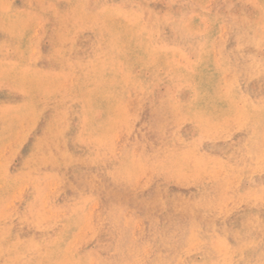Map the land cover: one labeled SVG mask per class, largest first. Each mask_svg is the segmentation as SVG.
<instances>
[{
    "label": "rangeland",
    "instance_id": "1",
    "mask_svg": "<svg viewBox=\"0 0 264 264\" xmlns=\"http://www.w3.org/2000/svg\"><path fill=\"white\" fill-rule=\"evenodd\" d=\"M0 264H264V0H0Z\"/></svg>",
    "mask_w": 264,
    "mask_h": 264
},
{
    "label": "bare ground",
    "instance_id": "2",
    "mask_svg": "<svg viewBox=\"0 0 264 264\" xmlns=\"http://www.w3.org/2000/svg\"><path fill=\"white\" fill-rule=\"evenodd\" d=\"M108 4H106V6H107ZM95 6H96V4H95ZM105 7V6H104ZM108 7V6H107ZM110 7V6H109ZM217 7V6H216ZM103 8V7H102ZM118 8V7H117ZM133 8V7H132ZM84 9V8H83ZM113 9V8H112ZM129 9V8H128ZM127 9V10H128ZM246 10V9H245ZM96 11V10H95ZM126 11V10H125ZM183 12V11H182ZM131 13V12H130ZM182 15H184V14H182ZM185 18V17H184ZM182 20V19H181ZM177 21V20H176ZM176 24V23H175ZM177 25H178V23H177ZM176 26V25H175ZM178 27V26H177ZM176 29V28H175ZM176 30H178V29H176ZM222 32V31H221ZM149 35V34H148ZM25 40V39H24ZM23 40V41H24ZM58 42H62V41H60V40H58ZM64 43V42H63ZM13 52H14V50H13ZM8 61V60H7ZM15 64V63H14ZM24 67H25V65H24ZM9 68V67H8ZM28 69V68H27ZM139 83H140V81H138ZM203 82V81H202ZM200 84H201V82H199ZM98 84V83H97ZM197 84H198V82H197ZM96 85V84H95ZM202 85H204V84H202ZM145 86V85H144ZM91 88H93V87H91ZM146 88V87H145ZM145 88H144V90H145ZM144 90H143V92H144ZM146 93V91L142 94V95H144ZM88 96V95H87ZM84 97H83V95H82V98L81 99H83ZM87 98V97H86ZM134 98V97H133ZM84 100H82V102H83ZM85 101H86V99H85ZM209 101V100H208ZM79 102H81L80 101V98H79ZM60 103H58V105H59ZM85 104H86V106L88 105L86 102H85ZM81 105V104H80ZM83 106V105H82ZM81 106V107H82ZM89 108V107H88ZM80 109H83V108H80ZM84 112V111H83ZM85 113V112H84ZM80 114H81V111H80ZM167 114V113H166ZM86 116V115H85ZM163 116H164V113L162 114V113H160L159 114V117L160 118H163ZM168 120V119H167ZM209 135V134H208ZM41 142V141H40ZM175 150V149H174ZM122 163V162H121ZM90 166V165H89ZM162 181V180H161ZM103 195V194H102ZM53 236V235H52ZM120 245V244H119ZM43 246V245H42ZM118 248V247H117ZM174 258V257H173ZM173 260V259H172ZM102 261V260H101ZM167 261V260H166ZM165 262V261H164ZM108 263V262H107ZM115 263V262H114Z\"/></svg>",
    "mask_w": 264,
    "mask_h": 264
}]
</instances>
